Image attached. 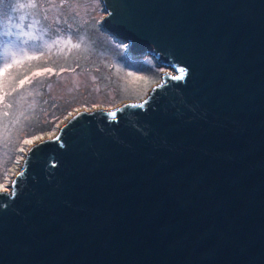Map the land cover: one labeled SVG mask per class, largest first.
Here are the masks:
<instances>
[{
    "label": "water",
    "instance_id": "1",
    "mask_svg": "<svg viewBox=\"0 0 264 264\" xmlns=\"http://www.w3.org/2000/svg\"><path fill=\"white\" fill-rule=\"evenodd\" d=\"M102 2L173 73L30 147L0 191V264H264V0Z\"/></svg>",
    "mask_w": 264,
    "mask_h": 264
},
{
    "label": "rangeland",
    "instance_id": "2",
    "mask_svg": "<svg viewBox=\"0 0 264 264\" xmlns=\"http://www.w3.org/2000/svg\"><path fill=\"white\" fill-rule=\"evenodd\" d=\"M104 9L102 0H0V191L12 190L30 147L57 135L77 110H110L143 99L162 73H173L105 30ZM31 62L47 66L5 94V63L17 68ZM36 123L46 125L32 129Z\"/></svg>",
    "mask_w": 264,
    "mask_h": 264
},
{
    "label": "trees",
    "instance_id": "3",
    "mask_svg": "<svg viewBox=\"0 0 264 264\" xmlns=\"http://www.w3.org/2000/svg\"><path fill=\"white\" fill-rule=\"evenodd\" d=\"M116 39H117V37H116ZM59 65L60 64H58L57 62H55V65H53V67L59 66ZM44 66H47V64H45V63L43 64L41 62H39V63L31 62V63L26 64L25 66H21V67H17V68H9V70H7L6 72L3 73L4 80L7 83L4 86V90H5L4 92H5V94L16 93L21 87L24 86V84L18 86L17 85L18 81H20L25 76H27L28 74H30L34 69L42 68ZM67 67H64V65H61L60 66V68H67ZM10 86H13V87L11 88ZM2 91H3V88H2V86H0V93ZM142 97L143 96H140V97H138L136 99H141ZM136 99H134V100H136ZM41 125L44 126L46 124L45 123H36V124L33 125V128L32 129L36 128L37 126H41Z\"/></svg>",
    "mask_w": 264,
    "mask_h": 264
},
{
    "label": "snow or ice",
    "instance_id": "4",
    "mask_svg": "<svg viewBox=\"0 0 264 264\" xmlns=\"http://www.w3.org/2000/svg\"><path fill=\"white\" fill-rule=\"evenodd\" d=\"M21 6H25V5H21ZM26 6H29V7H33V6H35V5H33V4H28V5H26ZM80 45L79 44H76V45H74V47H79ZM29 59H32V57H29ZM18 61H16L15 59L13 60V63H17ZM11 67V64H8V63H5V65H4V69H3V71H7L9 68ZM173 79H181L182 77H180V76H174V77H172ZM155 89H153V91H154ZM144 103H147V101H144ZM131 107H139V108H143L144 107V104L143 103H141V104H133V105H131ZM86 111H87V109H86ZM77 113L79 114V110H77ZM71 115V114H70ZM112 118H115L116 117V112L115 111H113V112H111L110 114H109ZM49 139H53V137H51V136H49L48 137ZM55 139H57V140H59V137H55ZM25 144H32V141L31 140H25V142H24ZM21 151H24V149H21ZM13 183H15V182H13ZM0 187H3L2 185H0Z\"/></svg>",
    "mask_w": 264,
    "mask_h": 264
}]
</instances>
